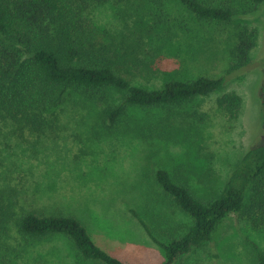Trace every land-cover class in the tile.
Masks as SVG:
<instances>
[{"label": "rangeland", "instance_id": "rangeland-1", "mask_svg": "<svg viewBox=\"0 0 264 264\" xmlns=\"http://www.w3.org/2000/svg\"><path fill=\"white\" fill-rule=\"evenodd\" d=\"M142 1L111 0L91 14L95 24L115 35H126L125 29L134 22L148 23L154 16L163 15L165 24L175 19L181 23L172 37L166 35L164 45H152L156 55H146L151 44L136 47L130 58L140 65H130L131 72H123L132 84L152 89L172 77L221 76L228 46L241 26L258 31L251 59L254 63L261 57L264 71V4L254 16H240L222 26L197 21L178 0H158L160 8L153 0H144L145 8ZM223 1L235 6L240 2ZM257 72L236 76L221 92L199 99L191 111L205 113L208 119L202 124L192 121L176 142H143L133 136L97 138L91 132L93 110L70 106L63 107L54 131L40 136L19 134L11 123L0 121V192L15 210L73 216L96 246L126 264H162L161 248L130 210L158 240L182 236L191 218L166 204L153 180L155 171L162 168L186 176L199 195L217 192L250 143L261 135ZM223 92H235L242 100L236 120H227L216 108L215 100ZM262 144L264 137L258 145ZM0 233L4 263L93 264L82 260L62 235L26 246L12 224ZM250 241L264 253V231L252 230L232 213L221 221L209 244L193 249L180 264H258Z\"/></svg>", "mask_w": 264, "mask_h": 264}, {"label": "trees", "instance_id": "trees-1", "mask_svg": "<svg viewBox=\"0 0 264 264\" xmlns=\"http://www.w3.org/2000/svg\"><path fill=\"white\" fill-rule=\"evenodd\" d=\"M178 1L197 21L222 26L240 16H254L264 4V0H238L237 6L223 0ZM110 2L0 0V121L11 123L19 134L40 136L52 133L63 107L70 106L73 110H93L91 132L97 138L133 136L143 142H176L192 121L202 124L208 119L205 113L191 111L199 99L221 92L232 78L256 70L262 132L235 163L221 188L208 196L199 195L186 176L171 175L162 168L155 171L153 180L166 204L191 218L182 236L162 242L133 210L130 212L161 248L165 256L162 264H180L193 249L209 244L221 221L232 213L252 230L264 231V144L258 145L264 137V71L261 57L254 63L251 59L258 31L239 28L237 39L228 46L227 67L221 76L172 77L151 89L132 84L123 72H131L130 65H140L130 58L137 53L136 47L151 44L160 48L167 34L181 29V23L175 19L165 24L163 15L154 16L148 23L134 22L132 28L125 29L126 35H115L95 24L91 16L95 8ZM152 3L162 6L158 0ZM141 4L147 8L144 0ZM149 50L146 55H156V49ZM215 105L233 121L239 117L242 100L235 92H223ZM10 224L26 246L62 235L84 261L126 264L96 246L73 216L42 215L21 207L15 210L0 192V232ZM250 246L257 263L264 264L263 251L252 241ZM0 264L12 263L0 260Z\"/></svg>", "mask_w": 264, "mask_h": 264}]
</instances>
